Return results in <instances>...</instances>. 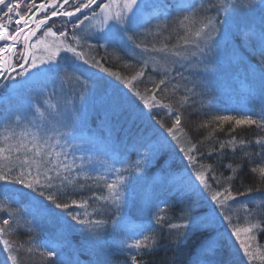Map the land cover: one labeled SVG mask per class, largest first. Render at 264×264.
Masks as SVG:
<instances>
[{"label":"snow or ice","instance_id":"snow-or-ice-1","mask_svg":"<svg viewBox=\"0 0 264 264\" xmlns=\"http://www.w3.org/2000/svg\"><path fill=\"white\" fill-rule=\"evenodd\" d=\"M23 4V11L22 9ZM68 6V7H66ZM99 9L96 11L95 8ZM180 15L172 22L157 23L153 26V19L159 20L161 12L157 3L153 0H0V87L5 86L6 81H12L11 87L23 88L29 86L33 80L42 78L50 83L56 84L59 81L61 90L66 83L72 84L83 91L95 87L86 80H81L75 72H69L61 64L66 57L61 53H70L71 59L79 61L92 68H98L121 81L128 89V92L137 98L144 109L154 108L166 109V114L171 118V125L166 126L163 120L158 121L161 127L166 129L168 136L179 145V151L189 161L193 168L195 180L199 186L211 193V199L222 210L223 219L228 221L232 228L231 236L238 242L237 251L242 250L248 264L257 258L264 260L260 254V248L253 246L258 234L264 235V136H257L252 140L238 138L232 135L239 127H252L264 131V101H262L259 112L253 108H243L238 115L225 114L212 117L217 127L222 129L225 123L233 125L229 129V139L218 141V147L211 148L207 155L210 157L217 154L221 159L225 149L231 150L233 155L237 150L243 151L242 160L251 162L253 156L260 160L259 165L250 169L254 175L258 174L259 185L256 187L246 186L241 173L243 163L233 165L227 163L225 168L230 169L231 174L224 176L220 173L217 176L216 169L212 164H202L197 155L203 156L197 143H192L185 131L183 121L186 107H192L197 103L196 97L203 103V93L197 91L201 83L189 79L183 75L180 69H186L189 76L199 75L201 71H209L214 55L223 54L230 61L243 65L245 69L244 80L251 96L259 94L264 97V0H187L177 5ZM83 9H92L91 16L83 14ZM259 10L261 13L260 22L257 25L254 20L241 25L234 20L240 13ZM214 12L212 15L210 13ZM43 14V15H40ZM221 14L224 19L221 20ZM40 16V18H37ZM65 17L71 23L73 33L69 37L67 31H53L51 26L43 31L44 37H53L49 43L45 39H37L33 42L37 32L44 29L54 18ZM75 17V21L72 18ZM88 21L86 35L76 33ZM230 21H233L230 23ZM34 25V27H33ZM169 36H164V33ZM177 37V43L169 44L166 41ZM94 40L95 43H89ZM22 45V48L18 46ZM89 52L96 48H109L117 59L120 54L131 53L137 58L139 70L130 77H124L119 72L112 71L105 67L102 59L90 56L83 49ZM216 49H220L217 53ZM40 55H37V52ZM157 56L165 61L164 64L157 63ZM254 57L256 62L251 63L249 58ZM171 58V59H170ZM179 58V59H176ZM183 61V63L181 62ZM179 64V68L175 65ZM202 66V67H201ZM149 67L154 73L161 74L159 80H152L153 87L145 88L141 92L133 85L146 75ZM20 71H17V69ZM35 70V71H33ZM175 72L176 75H173ZM179 76L184 81L183 94L177 98L180 85L173 84ZM17 77H20L17 80ZM151 79V78H150ZM189 84L191 85L189 87ZM169 85H172L170 88ZM74 90V89H73ZM159 94V95H158ZM54 93L49 94L44 101L47 105L45 110L37 107L35 112L43 118L45 111L58 110V104L51 101ZM129 103H133L131 97ZM167 101V102H165ZM119 102L116 108L119 109ZM143 115V109L139 110ZM31 123L30 121L28 122ZM209 121L202 122L199 127H207ZM53 135L41 134L38 131H30L25 125V117L22 115H8L0 127V192L10 194L5 201L0 202V251L6 254V259L0 264H25V256L39 254L44 262L50 264H64L62 253L58 245L50 240H43L35 243V237L29 236L25 241L13 239L14 233L21 229L20 220L22 217H32L26 220L27 232L32 233L39 227L37 221L46 215L55 223L68 224L65 214L81 225V231L99 237V230L108 223L106 220L91 219V213L85 212L84 218L80 213L68 211L72 206L86 207V201L77 204L76 200L71 203L61 202L62 195H67L64 189L69 185L84 187L78 181L83 178L85 181H93L99 185L103 182L107 190L106 196H95V199L103 200L106 204L102 208L111 205L115 208L113 215L120 216L123 211L124 191L122 185L126 183L123 172L127 168H118L114 163L105 160L102 166L115 179L109 175H90L85 170L84 156L68 161L70 155L66 149L73 147L67 141L62 145L61 139L71 133L56 132L51 130ZM200 143H203L201 141ZM255 145L257 151L253 154L245 149ZM147 151L142 156L155 155L159 151L156 145H146ZM193 153H197L194 155ZM90 164L92 158L88 157ZM143 160L137 161L136 169ZM210 179L215 181L217 188L214 189ZM240 180L239 188L234 190L233 182ZM260 193V198L254 194ZM239 197H244L239 201ZM50 202V205L45 202ZM239 203L245 213V226L233 223L232 203ZM14 205V207H13ZM23 205V207L21 206ZM251 205V207H250ZM56 209L62 210L56 212ZM165 210L159 209L155 216V223L163 225L167 216L163 215ZM181 215L177 217L180 222L167 223L170 235V245L179 248L186 243L195 245L196 257L192 264H218L215 256L220 248L218 234H212L210 226L205 223L189 205L180 209ZM121 219H123L121 217ZM113 220L114 225H118ZM152 226H145L143 231L136 236H129L128 240L122 242V250L129 252L130 264H148L143 260L144 256L151 255L158 246L154 235H145L144 231L150 232ZM130 241V242H129ZM23 253L24 255H21ZM223 264H230L224 261Z\"/></svg>","mask_w":264,"mask_h":264},{"label":"trees","instance_id":"trees-1","mask_svg":"<svg viewBox=\"0 0 264 264\" xmlns=\"http://www.w3.org/2000/svg\"><path fill=\"white\" fill-rule=\"evenodd\" d=\"M39 2H41V0H37V3ZM213 2H216V0H213ZM181 3L182 2H178V0H165V6L163 8L159 7L161 15L157 23L170 24L176 16L180 15L176 6ZM204 3L207 5V0H204ZM21 11H23V4ZM83 14H85V12H83L81 16H83ZM210 14L214 15L215 13L212 12ZM260 17V11L255 10L240 13L237 17H235L234 20L241 25L254 20L258 25L260 22ZM224 18V15L221 14L220 19L223 20ZM53 21L54 20H52V22ZM56 21L60 23V25L62 24L72 27L71 23H68L63 17L57 18ZM232 22L233 21H230V23ZM166 36H169V33H164V36L160 37L159 39L163 40ZM166 42L170 45L177 43L176 35L173 33L172 38ZM112 52L113 50L111 48H109L107 52L104 48H96L94 49V53L92 51L90 53L95 55L97 59L103 58L102 63L105 67L110 68L112 71L119 72L124 77L134 75L135 72L139 70V66L127 62V59H125L127 57L123 55V53L120 54V58L117 59L116 56L112 54ZM216 52L219 53L220 49H216ZM249 60L251 63L256 62L254 57H250ZM160 61V63H157H165L163 60ZM181 62L183 63V61ZM176 66L179 67V64H176ZM180 71L183 72L185 77L200 82L201 87H199L197 91L203 93L202 104L200 102V98L196 97L194 98L197 101L195 105L192 107H186L182 110L185 115L183 124L188 137L192 143H197L199 151L204 153L203 156H199L197 153L193 154L197 155V159L200 161V163L212 164L216 169L217 176H219L220 173H223L224 176L231 174L230 169L224 167V165L227 163L236 165L242 162L243 172L241 173V176L243 178L244 184L251 187L258 186L260 183L258 174L254 175L251 173L250 169L259 165V159L253 156L251 162L248 160H242L243 151L237 150L233 155L229 149H225V154L222 159L217 154H213L210 157L207 155L211 148L218 147V141L227 140L230 138L228 135L229 129L233 127L232 124L225 123L221 129L220 127H217L216 122L212 121V117L225 114L238 115L239 110L243 109H229L227 107V95L233 90L235 92V87H238L240 93H242L243 89H245V93L249 94L246 86L247 82L244 80L245 69L243 65H239L235 61H230L221 53L219 55L213 56L209 71H201L198 76H189V72L186 69H180ZM160 75H162V73H154L151 70V67H149L146 75L138 80L136 87L141 92H143L145 88L151 89L153 87L151 81H158ZM173 75H176L175 72H173ZM183 83L184 81H182L179 76H176V80L173 81V84L180 85L176 94L177 98L179 95L183 94ZM190 86L191 85L189 84V87ZM169 87L171 88L172 85H169ZM257 96L260 95L257 94ZM110 97V95L106 96L109 101L111 100ZM121 98L123 97L121 96ZM259 99H261V97H259ZM108 100L106 101L109 102ZM119 104L121 107L119 109L115 108L116 111H114L111 106H103V104L94 103L93 101L90 102L89 106L82 105L77 111L78 113L76 114L75 122L72 124V132H70L71 128L69 126L68 133H71V135H67V138L72 139L74 136L78 135L81 139H83L84 136L92 135L91 133L93 132L99 133L101 136H103L104 128L101 127V125L105 124L109 126L112 135L111 138L108 139L109 143L107 144L115 146L123 144L124 140L126 141L125 144L133 141L141 128L143 130L144 128L153 129L156 134H160L162 131L165 132L166 129L161 127L160 123H158L160 120H163L166 126H170L172 123L171 118L166 114V109L154 108L151 110V115H149V110L147 109L143 110L144 114L142 115L140 111H131L132 108L129 107L128 102H121ZM10 107L11 105L1 103L0 115L4 114L7 108ZM91 107L96 111L87 112ZM260 107L261 103H259L257 100H252L250 106H246L245 108H253L256 112H259ZM204 121H209L208 126L199 127V125ZM232 135H235L238 138L252 140L257 136H264V131L257 129L255 126L239 127L235 132L232 133ZM201 141H203V143H200ZM245 150L254 154L257 151V148L253 144L251 148ZM164 157V154L161 153L157 159L161 160V162H164ZM73 158H77V156L74 155ZM185 164L187 174L194 179L195 174L193 168L189 166V161L187 159ZM210 183H212L214 189L218 187L216 182L212 181L211 179ZM240 183L241 182L239 179L233 182L234 190L237 188H239L240 191L244 190V188L240 186ZM78 184L84 185V187H74L69 185L63 190L67 193V195H62L59 197V199L61 202L68 203H71L72 200H76L77 204L86 201V207L81 208L72 206L70 209H68V211L80 213L81 218H84L83 214L88 212L91 213L90 218L93 220L101 219L109 221L108 211L101 207L103 205V200L95 199V196H104L101 187H96L93 181H85L83 178L79 179ZM203 191L206 194V197L198 199V201L195 203L189 201L187 202L192 206L193 211L199 217L202 215H207L208 213L212 216L210 222L205 223L210 226L212 234H218L219 236L220 248L217 252V258L215 257V260L218 262V264H223L224 261H229L230 264H248L247 258L243 257L242 250L239 252L237 251L238 242H236L235 238L231 236L232 228L229 226L228 221L223 219V216L221 215L222 210L215 204L214 201H212L211 193L205 189H203ZM164 195L165 194L163 191L152 189L148 183L147 190L141 193L139 199H141L142 203L145 205L150 206L148 204L153 202V200H156V198ZM166 195L167 198H170L166 203L171 204L170 207H168V210L165 211L168 220L163 225H151L152 230L150 232L144 231L145 235H154L156 237L158 246L151 255L144 256L143 260L147 261L148 264H192V261L196 257L195 245L193 243L183 244L179 248L173 247L169 243L170 235L168 232L167 223L169 221L171 223L180 222L178 219H176L180 215H178V203L175 201L173 202L172 196L168 194ZM254 195L257 198H260V193H255ZM244 199V197L238 198L239 201H243ZM0 202L2 201L0 200ZM45 203L50 205V202L46 201ZM230 203H232V212L229 214L233 216V223H239L241 227L245 226V213L241 205L235 202ZM61 211L62 210L60 209H56V212ZM0 216H6V214L0 213ZM65 219L68 220L67 225L55 223L50 217L46 216L45 220L48 225H40V227L36 228L35 231L28 233V225L25 223L27 219L22 217L20 220L21 229L17 233H14L12 238L25 241L29 238V236H32L35 237L34 242L39 244L41 242L42 236L48 238L49 235H58L61 233L63 236V245L59 250L63 256H65L70 262H73L74 264H130L127 254L120 251V249H122L120 246L121 244L119 242H114L116 237L115 234L117 233L111 231L110 228L109 232H105L107 227H110V225L106 224L103 229L99 230V236H102V239L98 243L95 240V236L89 234L88 232L81 231L82 226L77 224L75 221H71L70 217H67L66 214ZM145 226L148 225H143L142 228L144 229ZM134 228L138 230V233L142 232L139 225H135ZM53 232L54 234H52ZM106 235H109L111 239L110 237H106ZM252 243L254 247L258 246L260 248V254L264 255V235L258 234L257 240L253 241ZM21 255L24 254L21 253ZM5 259L6 257H3L0 254V262L4 261ZM25 264H50V262H44L39 254H35L31 257L25 256ZM251 264H264V260L257 258L253 260Z\"/></svg>","mask_w":264,"mask_h":264},{"label":"rangeland","instance_id":"rangeland-1","mask_svg":"<svg viewBox=\"0 0 264 264\" xmlns=\"http://www.w3.org/2000/svg\"><path fill=\"white\" fill-rule=\"evenodd\" d=\"M185 1L187 0H178V2ZM98 2H100V0H98ZM153 2L157 3L160 8L165 6V0H153ZM93 8H95L96 11H99V9L95 6H93ZM84 12L86 15L91 16L92 9H88ZM37 18H40V16ZM81 18H83V16H81ZM72 19L75 21V17ZM53 20L54 21H50L44 29H41L37 32L36 37H33V42H35L37 39H45L49 43L53 41V37L43 36V31L46 30V27L48 26H51L53 31H67L69 37L72 35V27L62 24L60 25V23L56 21V18ZM65 20L67 21V18H65ZM157 22L158 20L154 19L152 20L151 25L153 26L157 24ZM88 24L89 22L86 21L85 25L82 26L81 29L75 30L76 33L82 36L86 35L87 33L85 32V29L88 28ZM89 43H95V41L89 40ZM18 47L22 48V45H19ZM83 50L90 56H95L90 53L87 48ZM92 52L94 53V50H92ZM40 54L41 53L38 51L37 55ZM123 55L127 57L125 59H127L128 63L139 66L137 58L131 53H123ZM61 56L66 57V59L61 60L60 62L65 68L68 69L69 72L74 71L76 75L80 76L81 80H86L90 85H95V87H91L83 91L81 94V89L78 86H75V82L72 84L66 83L64 89L61 90L59 81H57L56 84H53L42 78L33 80L29 86L23 88L18 87L15 89L11 87L13 83L12 81H6L5 86L0 87V104L4 103L11 105V107L7 108L6 112L0 115V127L3 126V120L8 115H22L25 117V125L30 131L39 130L41 134H45L46 132L47 135H53V132L51 131L52 129H55L56 132L68 133L70 126V132H72V124L75 122L78 109H80L82 105L89 106L91 101L94 103L103 104V106H111L112 109L116 111L115 108L117 102L129 103L128 98L131 97L133 101V103H129V107L132 108L131 111L134 110L136 112L140 109L147 110L143 108V104L137 98L128 92V89L124 86V84L115 77L100 71L98 68H92L88 65H84L79 61L74 62L71 59L70 53L62 52ZM160 60V56H157V62ZM175 67L179 68L176 65ZM17 71H20V69L18 68ZM19 79L20 77H17V80ZM137 83L138 80L133 81V85L135 87ZM235 88V92L233 90L227 95V107L229 109L245 108L246 106H250L252 100H257L261 104L262 101H264V97L257 95L253 97L245 93V89H243V92L240 93L238 87ZM52 93H54V98L51 102L53 104H58V110L45 111V116L41 118L35 112V109L37 107H41V110H45L47 105L44 104V101L48 98L49 94ZM107 95L111 96L110 101L106 98ZM121 96L123 98H121ZM259 97H261V99H259ZM90 111L96 110L91 107L87 112ZM29 121L31 122L30 124L28 123ZM103 125H101V127L104 128L103 136H101L99 133L93 132L91 133L92 135L84 136L83 139H81L78 135L74 136L72 139H68L67 135H65L61 139V144L63 145L65 141H67L69 145L73 146L66 149V151H70V155L68 157L69 162L72 161L74 155L77 156V164L80 163L78 159L79 157L84 156L86 158L85 170L88 171L90 175H109L110 179H115V176L108 174L106 169L102 166V162L105 160L109 161L110 163H114L118 168L128 169V171L122 173V175L126 177V183L122 185L124 191L123 211L121 212L120 216H115L113 215L115 212L114 207L108 205V207L105 208L109 213V221L107 225H110V227H107L105 232H109V228L111 231L116 232L117 234H115L116 237L114 242H119L121 247H123L122 242L128 240L129 236H136L138 233V230L134 228L135 225H139L142 231L143 225H156L155 216L158 210L164 209L167 211L168 207L171 205L166 203L170 199L169 197L167 198L166 194L172 196L173 202L175 201L178 203V215H181L180 209L186 208L190 205L187 201L195 203L198 201V199L206 197L203 187H198L199 181H196L195 178L193 179L187 174L185 169L186 157L179 151L180 146L177 145L170 136H168L166 131L156 134L153 129L144 128L143 130L141 128L135 139L130 143L125 144L126 141L124 140L123 144L112 146L111 144H107L109 143L108 139L112 136L109 126ZM149 144L158 146L159 151H157L155 155L150 154L148 157H143L142 154L147 151L145 146ZM161 153H163L165 156L163 159L165 160L164 162H161V160L157 159ZM88 157L92 158V162L90 164L87 162ZM139 160H143V162L139 166V171H137L136 165L137 161ZM148 183L152 189L163 191L165 194L164 196H160L148 204L150 206L145 205L142 203L141 199H139L141 193L147 190ZM94 185L96 187H101L104 196L108 195L103 182H100L99 185ZM9 195L10 194L8 193L0 192V200L5 201ZM104 204H106L105 201H103V205ZM21 206L23 207V205ZM165 211L161 214L166 215ZM45 217L46 215H43L37 221L39 227L40 225H48ZM121 217L123 219H121ZM23 218H26L27 220L32 219L30 216ZM200 218L206 223H209L212 219V216L208 213L207 215L200 216ZM113 220H117L119 222L118 225H114ZM52 234H54V232ZM106 237L109 238L110 236L106 235ZM101 239L102 236L95 237V240L98 243L101 241ZM43 240H50L52 243L58 245L59 249H61L63 245V236L61 233L58 235H49L48 238L42 236L41 242ZM120 251L122 253H126L129 257L128 251L122 249H120ZM0 254L3 257H6L4 252L0 251ZM62 257L64 264H74L73 262H70L65 256L62 255ZM215 257L217 258V254Z\"/></svg>","mask_w":264,"mask_h":264}]
</instances>
